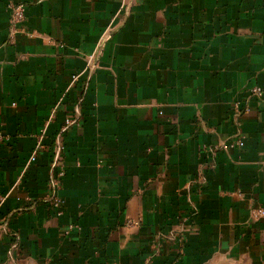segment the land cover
<instances>
[{
    "label": "crops",
    "instance_id": "1",
    "mask_svg": "<svg viewBox=\"0 0 264 264\" xmlns=\"http://www.w3.org/2000/svg\"><path fill=\"white\" fill-rule=\"evenodd\" d=\"M7 1L0 264H264V0Z\"/></svg>",
    "mask_w": 264,
    "mask_h": 264
},
{
    "label": "built area",
    "instance_id": "2",
    "mask_svg": "<svg viewBox=\"0 0 264 264\" xmlns=\"http://www.w3.org/2000/svg\"><path fill=\"white\" fill-rule=\"evenodd\" d=\"M7 10L9 12L10 15V27H9V35H8V39H7V43L10 45H13L16 43V38H17V34L19 33L20 29V25L24 22V20L26 19L27 16V8L26 5L24 3H19L16 2L15 0H8L7 1ZM79 75H75L72 79V82H75L78 79ZM252 93L257 96V97H262L264 95V89L261 86H255L252 89ZM235 107L239 110V105L236 104ZM79 125L80 122L76 119V118H67L66 119V123L65 125L62 127L63 132H65L67 130V128L70 125ZM5 138L4 134L0 131V140H3ZM244 145V141L243 140H237L233 143L230 144V147H241ZM43 147L42 144V139L40 138L32 155L30 158V161H35L37 159V155L39 150H41V148ZM59 150L61 152H63L65 150V145L64 144H60L59 145ZM66 175V171L64 168H61L57 171V175L53 180V185L55 187H60L63 184V179L65 178ZM52 203H53V207L56 211V214L58 216L63 215L64 210H65V201L63 198H61L58 195H54L52 197ZM252 216L259 219L261 217H264V206H261L259 208H256L252 211ZM81 226L79 223H72L70 225L67 226L65 233L69 234L74 230H80Z\"/></svg>",
    "mask_w": 264,
    "mask_h": 264
},
{
    "label": "rangeland",
    "instance_id": "3",
    "mask_svg": "<svg viewBox=\"0 0 264 264\" xmlns=\"http://www.w3.org/2000/svg\"><path fill=\"white\" fill-rule=\"evenodd\" d=\"M224 264H236V263H233V261H231V260H226V262Z\"/></svg>",
    "mask_w": 264,
    "mask_h": 264
}]
</instances>
